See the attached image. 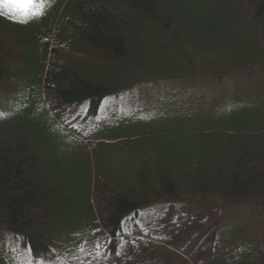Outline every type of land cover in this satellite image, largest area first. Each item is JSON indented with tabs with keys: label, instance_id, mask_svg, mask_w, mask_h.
Listing matches in <instances>:
<instances>
[{
	"label": "trees",
	"instance_id": "obj_1",
	"mask_svg": "<svg viewBox=\"0 0 264 264\" xmlns=\"http://www.w3.org/2000/svg\"><path fill=\"white\" fill-rule=\"evenodd\" d=\"M22 4L0 0V84L13 87L0 95V240L15 242L0 241V264H264V239L233 240L227 231H243L234 224L218 230L227 207L264 210V92L247 80L264 70V0ZM202 76L247 87L217 105L206 96L188 126L168 128L182 138L172 165L112 171L145 136L127 122L87 142L72 134L138 83L179 82L188 98ZM40 113L69 142L48 139ZM70 141L93 158L72 169ZM157 205L167 207L144 222ZM194 227L208 231L201 256L186 253Z\"/></svg>",
	"mask_w": 264,
	"mask_h": 264
},
{
	"label": "rangeland",
	"instance_id": "obj_2",
	"mask_svg": "<svg viewBox=\"0 0 264 264\" xmlns=\"http://www.w3.org/2000/svg\"><path fill=\"white\" fill-rule=\"evenodd\" d=\"M17 4H20V1H16ZM83 50V49H81ZM103 55H101L102 57ZM81 57V56H80ZM97 60L102 61V65H105L104 61L99 58L98 54L96 55ZM76 58H79L76 55ZM91 62L90 58L87 59ZM260 74L261 80H259L256 76ZM254 75L247 78L248 83L253 80H258L262 84V89L264 92V70L259 71ZM202 80L199 78H194L191 80V83H195L193 86L194 95H190L187 99L191 102H200L201 104L206 103V96L212 97L213 105L220 104L223 97H225L227 91V96L230 97L234 94H238L240 92L239 89L246 88L244 79L241 84H234L229 82L226 84L224 88L220 87L217 83H215L210 76H202ZM210 79V80H208ZM232 78L229 79L231 81ZM210 81L209 84H207ZM188 82V83H190ZM179 82L170 85L169 83L165 84H152V83H142L136 88H132V91L126 90V95L113 96L108 98L110 105L112 106V111L106 113L108 117L112 112L114 115H122L125 119H127L128 115H134L133 117H129V120H126V124L124 126H128V131L143 133L145 136L138 142L132 144L133 148L127 151H123L119 153V159L114 158L109 167L111 170H116L118 172H125L126 175L133 176L137 171H146L147 167L155 164L157 160L162 162L164 165L167 163L172 165L171 160L172 157H176L182 151L181 143L182 138L178 140H174V136L170 133L169 127H178L179 129H183L181 127L188 126V121L190 119L189 113H186L185 107L183 109H174L171 110V106L168 101H171L166 96L167 94H173L176 92L179 93L181 91ZM18 82H16V85ZM173 88L176 89L173 90ZM13 90L12 85L4 81L0 84V95L4 92H9ZM127 92H130L127 93ZM262 92V93H263ZM14 98L12 103H18L21 97L17 96V92L14 91ZM198 94H202L199 96ZM182 103V101H181ZM42 106L41 104H39ZM109 109V108H108ZM119 111V112H118ZM121 112V113H120ZM41 116L38 118L39 123H41L44 127H46V136L48 139L61 142H69V139L61 135L54 127H51V123L49 118H43L44 114L40 113ZM97 116V114H95ZM92 120L93 123L98 125L99 121L96 119ZM102 119V118H101ZM133 120L130 124L129 121ZM114 128V127H111ZM164 131H161V129ZM185 129V128H184ZM110 132L116 131V128L110 130ZM149 132H152L149 134ZM171 134V135H170ZM89 139L87 141H90ZM113 141V140H111ZM110 141L107 140L106 143ZM72 147H70V154H72V169H74L80 160H85V157L93 158L94 154L92 150L85 151L83 147L79 146L77 143L70 141ZM120 144V143H118ZM108 152H114V150H108ZM95 174V168L92 169ZM167 207L164 206L163 208ZM162 209L159 205L151 208L150 212L145 211L146 215H143V221L147 222V219H153L155 215H158L155 210ZM224 225L221 224L219 227V232L221 233L222 228L228 227L230 224H234V226L238 225L243 228L242 233L238 235L241 230L239 228L234 227L232 230L227 231L229 233H233L231 235V239L233 240H248L249 242L255 239L256 241H261L264 239V210L260 208L253 207H245V208H234L227 207L222 210V214H224ZM197 228H193L194 239H192L191 246L188 247L186 253L189 251L198 250L200 256L203 254V248L206 244L204 235L208 233V231L204 234L205 229L197 232ZM199 233V234H198ZM191 234V233H189ZM198 234V235H197ZM4 235V234H3ZM197 235V236H195ZM1 240H9L8 238H4L1 236ZM0 240V241H1ZM219 240H221L219 238ZM10 245L14 243L13 240H9ZM181 255H184L180 250L175 249ZM197 254V253H196Z\"/></svg>",
	"mask_w": 264,
	"mask_h": 264
},
{
	"label": "snow or ice",
	"instance_id": "obj_3",
	"mask_svg": "<svg viewBox=\"0 0 264 264\" xmlns=\"http://www.w3.org/2000/svg\"><path fill=\"white\" fill-rule=\"evenodd\" d=\"M31 4H32V0H28V3L23 4V5H21V6L27 8V7H30ZM24 14H26V13H24Z\"/></svg>",
	"mask_w": 264,
	"mask_h": 264
},
{
	"label": "bare ground",
	"instance_id": "obj_4",
	"mask_svg": "<svg viewBox=\"0 0 264 264\" xmlns=\"http://www.w3.org/2000/svg\"><path fill=\"white\" fill-rule=\"evenodd\" d=\"M244 82L246 83V80L244 79Z\"/></svg>",
	"mask_w": 264,
	"mask_h": 264
}]
</instances>
